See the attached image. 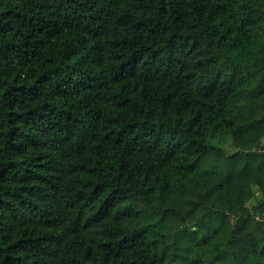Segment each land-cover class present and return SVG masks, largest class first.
Listing matches in <instances>:
<instances>
[{
  "label": "trees",
  "instance_id": "obj_1",
  "mask_svg": "<svg viewBox=\"0 0 264 264\" xmlns=\"http://www.w3.org/2000/svg\"><path fill=\"white\" fill-rule=\"evenodd\" d=\"M0 264H264V0H0Z\"/></svg>",
  "mask_w": 264,
  "mask_h": 264
},
{
  "label": "rangeland",
  "instance_id": "obj_2",
  "mask_svg": "<svg viewBox=\"0 0 264 264\" xmlns=\"http://www.w3.org/2000/svg\"><path fill=\"white\" fill-rule=\"evenodd\" d=\"M227 146L229 147V149H230V146H229V144H227Z\"/></svg>",
  "mask_w": 264,
  "mask_h": 264
}]
</instances>
